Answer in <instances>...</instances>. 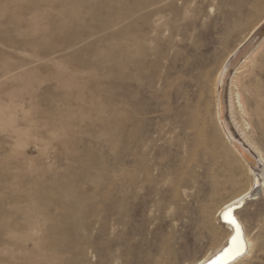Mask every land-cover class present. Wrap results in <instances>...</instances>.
Returning <instances> with one entry per match:
<instances>
[{
  "label": "rangeland",
  "instance_id": "obj_1",
  "mask_svg": "<svg viewBox=\"0 0 264 264\" xmlns=\"http://www.w3.org/2000/svg\"><path fill=\"white\" fill-rule=\"evenodd\" d=\"M263 20L264 0H0V264H191L223 241L202 211L250 180L217 78ZM258 31L224 93L229 122L239 70L233 119L264 156ZM237 211L242 264H264V192Z\"/></svg>",
  "mask_w": 264,
  "mask_h": 264
},
{
  "label": "bare ground",
  "instance_id": "obj_2",
  "mask_svg": "<svg viewBox=\"0 0 264 264\" xmlns=\"http://www.w3.org/2000/svg\"><path fill=\"white\" fill-rule=\"evenodd\" d=\"M147 10H149V9H147ZM263 24H264V20L259 22V24L247 36L245 41L242 42V44L231 54V56L228 58L229 60L236 53V51H238L241 47L246 46L247 43H249L251 41V39L254 37L255 34H261L262 33V31H260V33H259L258 30L260 29V27ZM257 39H258V35H257ZM250 45H248V47ZM243 50L245 51V47H244ZM244 51H242V52H244ZM235 56H236V54H235ZM237 58L235 57L234 59L236 60ZM228 59H227V61H229ZM226 62L222 66L221 70L219 71L218 78H217V80L219 82V88L217 90L216 118H217L218 125H219V128L221 130L220 132L222 133V137H223L224 141L228 144L229 149L231 150V153L234 154V156L236 158L235 160L238 161L241 164V167L243 166V168H244L243 170H245V174L247 175V178L250 180V182L248 183L246 188L241 193H239V194L231 197L230 199L222 202L221 204L217 205L218 207L215 210V212L212 211L213 213H211L208 209H204L202 211V214H208L210 216L212 215L213 221L215 222L217 229L223 230L225 232V236H224L223 241L218 242L217 234L214 231H212V232H214L212 234V236L214 237L215 240L213 239L214 242H213L212 245H210L211 248L206 252V254L201 259H199L198 261H195V262H193L191 264H208L213 259H214L213 262L210 263V264H242L246 260H252V259L255 260L254 258L257 257V255H258L257 252L259 251V247H258L257 241L253 240L250 237V235L248 234V231H247L246 224L242 221L241 217L239 216V214H238L239 211H236V212H234V216L236 217L237 221L241 225V229H242V233H243L242 237H243V240L245 242L246 249L243 250V248L242 249L240 248V246L238 244L240 242V237H235L230 242V244H231L230 249L228 251H226L224 253V255L219 256L218 258H216L228 246L229 240L232 237V235L234 233V230H235L234 226L232 224L226 223V222H230L231 221L230 218H229V213H226V214L223 215V220L226 221V222H223L221 220L222 213L224 211L230 209L231 207H233L235 205H238L240 203L244 204V206H243V208H244L249 200L256 199L259 196V194L262 193V191L264 192V158H263L264 156H262L263 153L260 154V152L257 150V148H255L254 145L246 137L247 135H245L243 132H240V130L238 128V125H237L238 123L235 122V120L233 119L234 116L232 115V112L234 110L233 109L234 105H233V102H232V100H233L232 98H233V94H234V93L232 94V85L234 83V78L237 77V76H234V75L238 74L239 70H236L233 73V75L231 76V80H230V86H229V92H228V110H229V115H230V117L228 119H230V121L229 122L227 121V115H226L227 114V112H226L227 105H226V97H225V93H226L225 92V90H226L225 86L227 85L226 83L228 82V79H229L230 69H231V66H233V65H232V63L229 64L228 62H227L228 64H226ZM234 63H236V62H234ZM240 95H242V94H238V93L235 94V97H236L235 100L237 102V105L239 104V107L242 108L243 105L245 106V104H243L244 102L242 103ZM246 108H247V106H246ZM246 110L247 109H245V111ZM245 113H247V112H245ZM245 119H246V117H245ZM245 119H243V120H245ZM245 122H246V120H245ZM250 122H251V120H250ZM250 126H253V125H250ZM136 130H138V129H135V127L132 128V132L131 133L133 134V137H134V135L136 133ZM246 130H249V129H246ZM133 140H134V138H133ZM135 150H136V148H135ZM139 164H140V162H139ZM144 164H143V167H144ZM258 164L261 167H259ZM149 168H151V167H149ZM142 170H143V168H142ZM135 176L137 177L136 174H135ZM130 179H132V178H130ZM211 223L213 224V222H211ZM212 224H211V226H212ZM215 231H217V230L215 229ZM189 237H191V239L194 242L197 240L196 237L193 235V233H192V236L190 234ZM86 243L88 244V241ZM89 250H90V247L86 248V251H89ZM244 251H245V253L243 254ZM241 254H243V255L241 256ZM162 255H163V253H162Z\"/></svg>",
  "mask_w": 264,
  "mask_h": 264
},
{
  "label": "water",
  "instance_id": "obj_3",
  "mask_svg": "<svg viewBox=\"0 0 264 264\" xmlns=\"http://www.w3.org/2000/svg\"><path fill=\"white\" fill-rule=\"evenodd\" d=\"M260 35H261V34H260ZM243 205H244V204L240 203V204L235 205V206L231 207L230 209H228V210H226V211H224V212L222 213V215H221V220H222L223 222H226V221L223 220V215L226 214V213H229V218H230L231 221H230V222H226V223L232 224V225L234 226V229H235V230H234V233H233L232 237H231L230 240H229V244H228V246H227V247H226V248H225V249H224V250H223V251H222V252H221L216 258H218L219 256L224 255V253L230 249V247H231L230 242H231L235 237H240V242L238 243L239 246H240V248H241V249L243 248V250L246 249V245H245V242H244L243 237H242L243 233H242L241 225H240V223L237 221L236 217L234 216V212H236L237 210L241 209V208L243 207ZM233 221H235V224L233 223ZM235 252H236V251H235ZM244 253H245V251L243 252V254H244ZM243 254H241V256H242ZM216 258H215V259H216ZM213 260H214V259H213ZM213 260H211L208 264L212 263Z\"/></svg>",
  "mask_w": 264,
  "mask_h": 264
},
{
  "label": "snow or ice",
  "instance_id": "obj_4",
  "mask_svg": "<svg viewBox=\"0 0 264 264\" xmlns=\"http://www.w3.org/2000/svg\"><path fill=\"white\" fill-rule=\"evenodd\" d=\"M233 223L235 224V221H233Z\"/></svg>",
  "mask_w": 264,
  "mask_h": 264
}]
</instances>
